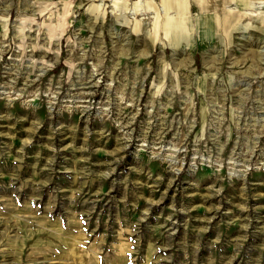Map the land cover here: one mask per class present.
<instances>
[{
	"label": "rangeland",
	"instance_id": "obj_1",
	"mask_svg": "<svg viewBox=\"0 0 264 264\" xmlns=\"http://www.w3.org/2000/svg\"><path fill=\"white\" fill-rule=\"evenodd\" d=\"M262 4L0 0V264H264Z\"/></svg>",
	"mask_w": 264,
	"mask_h": 264
},
{
	"label": "bare ground",
	"instance_id": "obj_2",
	"mask_svg": "<svg viewBox=\"0 0 264 264\" xmlns=\"http://www.w3.org/2000/svg\"><path fill=\"white\" fill-rule=\"evenodd\" d=\"M237 1H238V0H237ZM239 1H240V0H239ZM250 1H253V0H250ZM254 1H255V2L258 1V2H261V3L264 4V0H254ZM236 3H237V2H236ZM243 4H244V3H243ZM263 4H262V5H263ZM241 5H242V4H241ZM255 5H256V4H255ZM237 6H238V5H237ZM257 7H259V6H257ZM261 7H262V6H261ZM258 9H259V8H258Z\"/></svg>",
	"mask_w": 264,
	"mask_h": 264
}]
</instances>
